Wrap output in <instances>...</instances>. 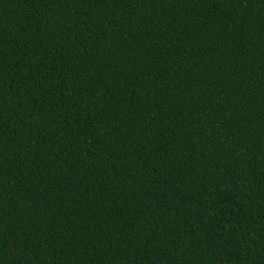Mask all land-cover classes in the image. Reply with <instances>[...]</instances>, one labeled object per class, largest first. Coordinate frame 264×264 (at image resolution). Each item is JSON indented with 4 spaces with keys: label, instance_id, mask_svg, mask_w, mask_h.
Here are the masks:
<instances>
[{
    "label": "trees",
    "instance_id": "1",
    "mask_svg": "<svg viewBox=\"0 0 264 264\" xmlns=\"http://www.w3.org/2000/svg\"><path fill=\"white\" fill-rule=\"evenodd\" d=\"M0 264H264V0H0Z\"/></svg>",
    "mask_w": 264,
    "mask_h": 264
}]
</instances>
